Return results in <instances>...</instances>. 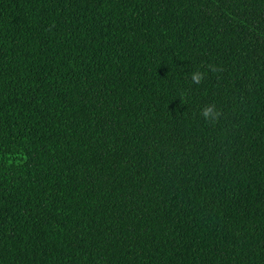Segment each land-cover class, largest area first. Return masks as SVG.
Segmentation results:
<instances>
[{
	"label": "trees",
	"instance_id": "1",
	"mask_svg": "<svg viewBox=\"0 0 264 264\" xmlns=\"http://www.w3.org/2000/svg\"><path fill=\"white\" fill-rule=\"evenodd\" d=\"M0 264H264V0H0Z\"/></svg>",
	"mask_w": 264,
	"mask_h": 264
},
{
	"label": "clouds",
	"instance_id": "2",
	"mask_svg": "<svg viewBox=\"0 0 264 264\" xmlns=\"http://www.w3.org/2000/svg\"><path fill=\"white\" fill-rule=\"evenodd\" d=\"M211 71L216 72L218 71L217 68H215L214 66H209ZM205 78V73L201 72V71H196L194 73H192L191 75V79L193 81L194 84H201L202 81ZM201 115L204 117V119L206 121H215L218 120L220 117V113L218 111H216L215 109V105H210V106H205L202 111H201Z\"/></svg>",
	"mask_w": 264,
	"mask_h": 264
}]
</instances>
